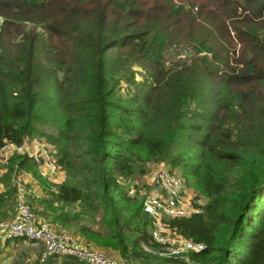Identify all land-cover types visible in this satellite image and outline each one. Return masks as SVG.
Wrapping results in <instances>:
<instances>
[{"label": "trees", "instance_id": "16d2710c", "mask_svg": "<svg viewBox=\"0 0 264 264\" xmlns=\"http://www.w3.org/2000/svg\"><path fill=\"white\" fill-rule=\"evenodd\" d=\"M0 15V147L44 136L65 171L0 157V221L27 171L43 217L136 264H264V0H0ZM150 162L207 197L165 217L206 244L189 260L164 254L124 183Z\"/></svg>", "mask_w": 264, "mask_h": 264}, {"label": "built area", "instance_id": "2783aa9c", "mask_svg": "<svg viewBox=\"0 0 264 264\" xmlns=\"http://www.w3.org/2000/svg\"><path fill=\"white\" fill-rule=\"evenodd\" d=\"M14 151L26 152L51 171H62L55 147L40 137L21 144L7 142L0 147V157L7 161ZM27 171L15 175L17 187L15 212L0 221V237L16 239L26 237L44 245L43 257L52 255H76L87 264H136L132 260L116 257L105 249L83 242L66 230L61 229L50 218L43 217L29 200V188L25 178ZM149 179L153 188L144 198V208L153 217V236L165 244L164 254L179 255L189 260L190 252L206 247L203 241L184 236L174 230L166 221L169 216H189L203 210L207 201L204 194L188 187L185 179L170 168L160 166L152 170Z\"/></svg>", "mask_w": 264, "mask_h": 264}, {"label": "rangeland", "instance_id": "374dc122", "mask_svg": "<svg viewBox=\"0 0 264 264\" xmlns=\"http://www.w3.org/2000/svg\"><path fill=\"white\" fill-rule=\"evenodd\" d=\"M1 23L2 16L0 15V25ZM175 52H178V50ZM40 137L44 136L29 138V143H31L32 140ZM160 166L169 168L168 164L166 163L150 162L149 171L145 175L135 178H126L124 179V183L127 185L131 193L136 194L138 192L140 197L145 198L147 193L153 188V185L149 179V174L152 170ZM174 171L180 175V171L178 169ZM187 186L189 188L192 187L190 189H193V186L188 184ZM43 250L44 245L40 242L32 241L26 237L18 240L14 239L9 245H5L3 250H0V264H39L38 261L42 258Z\"/></svg>", "mask_w": 264, "mask_h": 264}, {"label": "crops", "instance_id": "0c3cea01", "mask_svg": "<svg viewBox=\"0 0 264 264\" xmlns=\"http://www.w3.org/2000/svg\"><path fill=\"white\" fill-rule=\"evenodd\" d=\"M40 167H41L42 173L46 177H48L49 180H51V181H54V182L58 183V182H61L65 178V171L64 170L58 171V172H54V171H51L48 167H45V166H42V165ZM25 178H26L27 183H28L29 196L32 195L34 197H39V196L44 195V190H43L42 186L38 183V180L32 175V173L27 172L25 174ZM29 199H30V197H29ZM31 204L38 211L37 202H31ZM76 238L81 240L79 236H76ZM110 253H112L116 257H120L119 253L117 251H115V250L110 251ZM59 257L60 258H59L57 264H61V256H59Z\"/></svg>", "mask_w": 264, "mask_h": 264}]
</instances>
